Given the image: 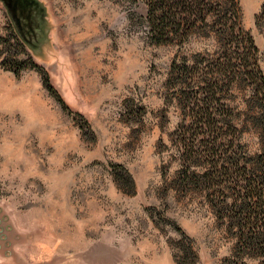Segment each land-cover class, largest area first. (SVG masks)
Wrapping results in <instances>:
<instances>
[{"label":"rangeland","instance_id":"374dc122","mask_svg":"<svg viewBox=\"0 0 264 264\" xmlns=\"http://www.w3.org/2000/svg\"><path fill=\"white\" fill-rule=\"evenodd\" d=\"M238 1L264 76V0ZM40 2L50 31L39 57L20 54L0 3V64L37 65L19 77L0 65V264H264L233 256L204 197L183 188V97L168 72L173 62L202 71L222 57L216 30L198 23L184 42L156 45L139 0ZM43 73L71 116L45 91ZM232 94L236 112L256 107L246 83ZM246 141L255 152L253 130ZM117 166L133 194L116 182Z\"/></svg>","mask_w":264,"mask_h":264},{"label":"trees","instance_id":"16d2710c","mask_svg":"<svg viewBox=\"0 0 264 264\" xmlns=\"http://www.w3.org/2000/svg\"><path fill=\"white\" fill-rule=\"evenodd\" d=\"M146 6V24L156 45L184 42L199 23L215 31L225 48L212 64L189 66L173 62L167 85L182 99V123L176 138L183 188L198 191L214 215L219 228L232 239L233 256L240 260L264 257V76L258 68L257 48L239 27L238 0H139ZM237 34V35H235ZM20 54L26 48L11 37ZM6 41L0 38V47ZM2 68L19 77L37 69L31 58L2 61ZM252 88L255 106L236 112L229 100L236 85ZM43 87L71 116L69 107L43 73ZM79 117V116H78ZM80 129L89 125L79 117ZM252 130L258 148L250 151L246 138ZM122 172V173H121ZM116 182L133 194L131 175L121 166L114 169Z\"/></svg>","mask_w":264,"mask_h":264},{"label":"water","instance_id":"95a60500","mask_svg":"<svg viewBox=\"0 0 264 264\" xmlns=\"http://www.w3.org/2000/svg\"><path fill=\"white\" fill-rule=\"evenodd\" d=\"M22 45L39 57L49 41L47 11L40 0H0Z\"/></svg>","mask_w":264,"mask_h":264}]
</instances>
